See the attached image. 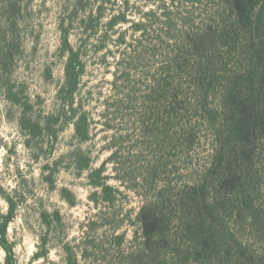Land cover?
Listing matches in <instances>:
<instances>
[{"label":"rangeland","instance_id":"rangeland-1","mask_svg":"<svg viewBox=\"0 0 264 264\" xmlns=\"http://www.w3.org/2000/svg\"><path fill=\"white\" fill-rule=\"evenodd\" d=\"M213 7L209 0L175 6L169 0H0V42L14 47L9 86L22 95L34 118L62 113L57 130L46 131L38 146H26L19 127L21 108L8 99L0 77V264H6L8 250L17 264H67L66 244L79 264H129L141 242L137 215L144 204L142 192L130 189L134 178L149 160L163 157L176 161L181 182L208 155L206 127L189 111L188 83L178 92H183L182 112L196 126L191 158L173 156L156 142L150 146L155 140L144 134L143 122L158 119L150 95L157 81L169 77L161 67L186 32L210 21ZM115 17L126 20L110 26ZM65 37L78 55L81 77L75 89L64 88ZM0 73L6 77L5 70ZM170 89L161 91L162 120ZM72 94L74 109L91 124L85 142L75 138L68 103L62 110ZM56 131L57 140H50L48 134ZM87 159L90 169L80 170ZM103 165V176L116 190L111 203L90 179V172ZM125 170L135 173L127 176ZM43 240L49 254L36 259Z\"/></svg>","mask_w":264,"mask_h":264},{"label":"trees","instance_id":"trees-1","mask_svg":"<svg viewBox=\"0 0 264 264\" xmlns=\"http://www.w3.org/2000/svg\"><path fill=\"white\" fill-rule=\"evenodd\" d=\"M169 1L172 6L192 2ZM209 1L215 15L196 32H186L175 45L170 61L161 67L169 77L157 81L150 95L157 102L158 119L148 125L143 122L144 134L155 140L150 146L156 142L160 149L166 145L173 156L191 158L197 144L196 126L182 112L183 92H178L188 83L189 111L196 112L206 127L208 155L181 182L176 161L168 163L163 157L149 160L134 178L130 189L142 192L144 204L137 215L141 242L130 253L129 264H264V0ZM125 20L115 17L110 26ZM135 28L142 30L140 24ZM64 45L69 52L64 88L75 89L81 77L78 55L66 37ZM13 48L7 40L0 42V70L6 71V77L1 73L0 77L8 88V99L21 108L19 127L26 134V146L32 142L38 146L46 131L57 130L62 113L34 118L22 95L9 86ZM164 86L171 89L162 120L159 106ZM74 101L73 94L67 97L62 110L68 103L75 119V138L85 142L91 124L74 109ZM48 138L57 140V131ZM85 161L80 170L90 169L91 161ZM172 167L174 177L170 178ZM105 171V165L92 170L90 179L101 188L103 200L111 203L116 190L103 176ZM63 249L67 264H79L69 244ZM48 254L43 240L35 258ZM6 264H17L9 250Z\"/></svg>","mask_w":264,"mask_h":264}]
</instances>
